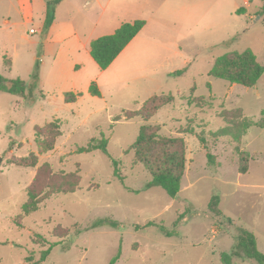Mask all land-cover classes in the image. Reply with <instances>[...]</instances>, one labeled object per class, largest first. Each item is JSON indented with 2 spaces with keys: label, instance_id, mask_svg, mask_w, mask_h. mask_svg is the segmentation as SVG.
I'll return each instance as SVG.
<instances>
[{
  "label": "rangeland",
  "instance_id": "obj_1",
  "mask_svg": "<svg viewBox=\"0 0 264 264\" xmlns=\"http://www.w3.org/2000/svg\"><path fill=\"white\" fill-rule=\"evenodd\" d=\"M61 1L48 15L47 5L0 0V76L26 84L23 96L0 90V264H110L115 257L113 264H225L221 255L231 251L237 228L252 232L264 253V128L251 125L239 142L214 134L237 122L226 110L258 121L264 73L251 87L209 74L232 51L249 49L264 64L263 1ZM135 19L145 21L142 29L100 69L91 40ZM92 83L99 95L89 92ZM69 91L80 95L65 102ZM159 94L175 99L150 119L115 120ZM191 95L203 96V106L188 104ZM50 121L59 122L61 135L40 153L35 128ZM143 124L185 140L186 169L174 197L151 183L129 149ZM102 138L106 153L77 152ZM242 151L251 155L246 172L238 171ZM30 153L37 166L78 171L80 180L74 192L54 194L24 215L37 166L13 161ZM113 160L123 180L113 175ZM211 198L221 215L208 208ZM61 229L70 232L56 236ZM231 264L258 263L235 257Z\"/></svg>",
  "mask_w": 264,
  "mask_h": 264
},
{
  "label": "trees",
  "instance_id": "obj_2",
  "mask_svg": "<svg viewBox=\"0 0 264 264\" xmlns=\"http://www.w3.org/2000/svg\"><path fill=\"white\" fill-rule=\"evenodd\" d=\"M53 1V2H52ZM61 0H50L47 2V14L50 13V4H57ZM264 3V0H262ZM240 9L238 10V12ZM145 21L135 19L133 21L122 22L120 26L110 34L102 35L91 40L89 53L100 69L107 68L125 46L139 33L144 26ZM264 73V64L260 62L256 55L249 49L243 51L227 52L216 58L209 72L211 76L221 78L230 83L241 84L246 87L254 86L261 75ZM26 84L23 80L17 78L5 81L0 76V90L12 94L24 95ZM193 90V88H192ZM92 95H99V90L95 83L89 87ZM80 95L78 92H65L64 101L73 102ZM175 97L172 94H159L149 97L143 102L141 107L136 110H123L115 120L124 118L131 119L141 117L150 119L161 107L172 103ZM203 96L188 97V104L203 106ZM226 117L236 118L237 122L217 130L215 136H232L236 141H240L245 130L251 125H257L264 128V113L256 123L242 115L240 109L235 111H224ZM160 128L151 124H143L139 128L138 135L129 149L134 151V160L141 163L143 167L151 174V183L162 187L170 196H175L181 187V180L186 169V143L181 136H165L159 133ZM183 132V131H181ZM38 151L40 153L52 150L58 136L61 135L60 124L58 121H50L41 127L35 128ZM100 149L107 152V140L105 138L92 140L86 146L77 148V152H90ZM207 156L210 155L207 153ZM251 155L245 151L240 152L239 172H246L249 167ZM210 160V159H209ZM14 164L24 167H36L38 155L30 153L26 157L16 158ZM114 170L113 175L123 180L118 171V162L112 161ZM80 176L75 172H55L48 162L37 166L34 177L27 187V200L23 204L22 213L29 214L37 210L40 204L54 194H66L74 192L79 184ZM218 200L211 198L208 208L217 215H221L217 208ZM110 223V222H109ZM111 224V223H110ZM152 224V223H148ZM57 229V228H56ZM68 229H61L55 234L63 237L68 234ZM56 232V231H55ZM51 246L42 251L40 261H44L49 254ZM247 258L256 261L258 264H264V253L258 250L256 239L252 232L237 228V234L234 238L231 251L222 253L221 259L225 264H231L233 258ZM117 257H115L116 259ZM30 258L27 257V260ZM110 261V264L115 262Z\"/></svg>",
  "mask_w": 264,
  "mask_h": 264
},
{
  "label": "crops",
  "instance_id": "obj_3",
  "mask_svg": "<svg viewBox=\"0 0 264 264\" xmlns=\"http://www.w3.org/2000/svg\"><path fill=\"white\" fill-rule=\"evenodd\" d=\"M18 3L20 5H27V6H30V7H34L35 5L37 6H43L45 9H46V5H47V2L49 0H17ZM65 1H68L69 3H73V0H62L61 2H65ZM109 0H107L105 3L107 4ZM99 4L101 5L100 3V0H86L84 3H83V7H86L88 5H91V4ZM102 9H105V6H102Z\"/></svg>",
  "mask_w": 264,
  "mask_h": 264
},
{
  "label": "built area",
  "instance_id": "obj_4",
  "mask_svg": "<svg viewBox=\"0 0 264 264\" xmlns=\"http://www.w3.org/2000/svg\"><path fill=\"white\" fill-rule=\"evenodd\" d=\"M30 32H33V29H30Z\"/></svg>",
  "mask_w": 264,
  "mask_h": 264
}]
</instances>
